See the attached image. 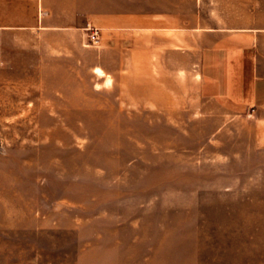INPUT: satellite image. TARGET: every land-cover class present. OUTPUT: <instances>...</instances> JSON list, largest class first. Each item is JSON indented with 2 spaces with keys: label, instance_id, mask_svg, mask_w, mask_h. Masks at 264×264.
<instances>
[{
  "label": "rangeland",
  "instance_id": "rangeland-1",
  "mask_svg": "<svg viewBox=\"0 0 264 264\" xmlns=\"http://www.w3.org/2000/svg\"><path fill=\"white\" fill-rule=\"evenodd\" d=\"M259 20L264 0H0V264H75L111 226L146 260L264 264L256 120L201 92L208 28Z\"/></svg>",
  "mask_w": 264,
  "mask_h": 264
},
{
  "label": "crops",
  "instance_id": "crops-1",
  "mask_svg": "<svg viewBox=\"0 0 264 264\" xmlns=\"http://www.w3.org/2000/svg\"><path fill=\"white\" fill-rule=\"evenodd\" d=\"M205 37L201 92L226 108L254 117L259 150L264 151V22L211 27ZM124 232L119 226L108 227L96 242L101 251L95 254V246H86L75 264H171L138 255ZM177 264H197V259L182 256Z\"/></svg>",
  "mask_w": 264,
  "mask_h": 264
},
{
  "label": "built area",
  "instance_id": "built-area-1",
  "mask_svg": "<svg viewBox=\"0 0 264 264\" xmlns=\"http://www.w3.org/2000/svg\"><path fill=\"white\" fill-rule=\"evenodd\" d=\"M89 41L93 44H97L101 39V28L97 26H89Z\"/></svg>",
  "mask_w": 264,
  "mask_h": 264
},
{
  "label": "bare ground",
  "instance_id": "bare-ground-1",
  "mask_svg": "<svg viewBox=\"0 0 264 264\" xmlns=\"http://www.w3.org/2000/svg\"><path fill=\"white\" fill-rule=\"evenodd\" d=\"M99 75H103L104 74V71H103V69H101V68H97V71H96ZM110 81V80H109Z\"/></svg>",
  "mask_w": 264,
  "mask_h": 264
}]
</instances>
